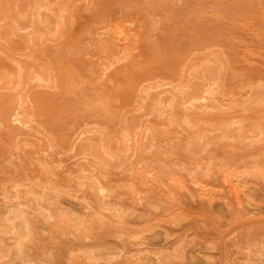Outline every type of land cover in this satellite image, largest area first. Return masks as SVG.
Returning a JSON list of instances; mask_svg holds the SVG:
<instances>
[{
    "label": "rangeland",
    "instance_id": "1",
    "mask_svg": "<svg viewBox=\"0 0 264 264\" xmlns=\"http://www.w3.org/2000/svg\"><path fill=\"white\" fill-rule=\"evenodd\" d=\"M261 84L264 0H0V264H264Z\"/></svg>",
    "mask_w": 264,
    "mask_h": 264
},
{
    "label": "bare ground",
    "instance_id": "2",
    "mask_svg": "<svg viewBox=\"0 0 264 264\" xmlns=\"http://www.w3.org/2000/svg\"><path fill=\"white\" fill-rule=\"evenodd\" d=\"M61 1V0H60ZM76 1V0H75ZM46 10H48V9H46ZM39 23V22H38ZM67 25H68V23H67ZM119 24H117V26H118ZM155 25V24H154ZM132 26V25H131ZM50 27V26H49ZM37 28V27H36ZM112 29V28H111ZM120 30V29H119ZM120 33L122 34V32L120 31ZM123 35V34H122ZM127 35V34H126ZM256 35V34H255ZM111 36V35H110ZM145 36V35H144ZM114 37H116V36H114ZM116 38H118V37H116ZM126 39V38H125ZM111 41V40H110ZM117 45V44H116ZM112 48V47H111ZM114 48V47H113ZM117 48V47H116ZM118 50V49H117ZM111 85V84H110ZM248 85V84H247ZM262 86H264V84H261ZM211 87V86H210ZM254 87V86H253ZM112 102V101H111ZM88 110V109H87ZM102 110V109H101ZM97 113V112H96ZM101 114H103V113H101ZM129 132V131H128ZM133 134V133H132ZM131 134V135H132ZM134 135V134H133ZM199 137V136H198ZM202 137V136H201ZM200 142V141H199ZM263 155V154H262ZM11 157V156H10ZM256 165H258V164H256ZM259 166V165H258ZM256 167V166H255ZM260 167V166H259ZM258 167V168H259ZM260 169V168H259ZM56 181V180H55ZM95 182V181H94ZM60 183V182H59ZM79 183V182H78ZM99 183V182H98ZM231 183V182H230ZM16 185V184H15ZM92 186V185H91ZM77 187H79V186H77ZM100 187H101V185H100ZM75 188V187H74ZM79 190V189H78ZM105 191V190H104ZM106 192V191H105ZM58 193V192H57ZM104 193V192H103ZM102 193V194H103ZM101 194V193H100ZM111 194V193H110ZM55 196H56V194H55ZM106 196V195H105ZM11 199V198H10ZM14 199V198H13ZM47 200V199H46ZM8 201V200H7ZM6 203V202H5ZM8 203H10L9 201H8ZM17 204H18V202H17ZM7 208V207H6ZM11 208H14V207H11ZM8 210V209H7ZM117 212V211H116ZM45 214V213H44ZM46 215H47V213H46ZM114 215V214H113ZM14 216V215H13ZM21 216V215H20ZM116 216V215H115ZM47 217V216H46ZM48 218V217H47ZM44 219H46V218H44ZM23 220V219H22ZM48 220H49V218H48ZM20 221V220H19ZM46 221V220H45ZM21 222V221H20ZM25 225V224H24ZM25 231H27V230H25ZM27 237V236H26ZM86 257V256H85ZM87 258V257H86ZM78 260V259H77ZM85 260V259H84ZM93 260H95V259H93ZM96 261V260H95ZM100 260H98V262H99ZM76 262H78V264H79V261H76ZM86 262V261H85ZM95 264V263H94Z\"/></svg>",
    "mask_w": 264,
    "mask_h": 264
}]
</instances>
